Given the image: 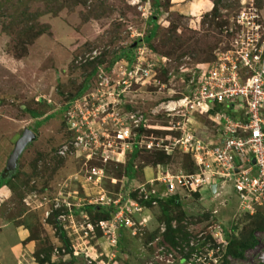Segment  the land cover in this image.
Instances as JSON below:
<instances>
[{"label": "rangeland", "instance_id": "rangeland-1", "mask_svg": "<svg viewBox=\"0 0 264 264\" xmlns=\"http://www.w3.org/2000/svg\"><path fill=\"white\" fill-rule=\"evenodd\" d=\"M253 2L264 14V0H0V180H9L0 188V264H13L4 254L10 245L19 250L15 264H264V207L242 208L232 185L190 197L180 190L168 209L173 240L163 207L173 196L159 198L163 181L149 184L157 205L123 218L129 197L144 203L143 184L169 169L178 174L192 156L177 150L156 164L155 151L137 147L129 179L136 150L108 148L130 126L127 111L150 119L148 140L178 135L153 127L181 123L205 133L215 125L203 112L182 107L174 113L187 115L173 118L160 107L189 94L195 74L229 44L239 10ZM138 57L160 60L158 74L122 92L118 83ZM84 115L78 135L93 133L92 144L107 146L93 159L71 130L73 117ZM26 129L38 138L5 174ZM93 167L103 169L99 185L89 181ZM252 234L256 248L243 259L230 254ZM33 240L35 252L25 246Z\"/></svg>", "mask_w": 264, "mask_h": 264}, {"label": "built area", "instance_id": "built-area-1", "mask_svg": "<svg viewBox=\"0 0 264 264\" xmlns=\"http://www.w3.org/2000/svg\"><path fill=\"white\" fill-rule=\"evenodd\" d=\"M235 19L230 28L229 44L215 52V59L207 69L195 74L189 94L160 107L173 118L187 115L174 113L182 107L181 112H203L211 117L215 125L201 129L205 133L181 123L171 127H153L165 128L178 135L167 134L166 137L157 136L148 140L147 130L152 127L150 119L127 111L125 121L130 126L121 127L115 134L119 144L110 143L108 148L116 146L123 151L130 149L134 152L139 147L168 155L180 150L192 156L195 168L188 172L182 169L178 174L171 173L169 169L161 178L147 181L139 188L144 203L132 202L129 197L128 202L133 205L123 206V218L133 214L134 210L141 212L149 203L157 205L161 198L182 194L180 190L188 192L190 197L194 193L212 191L214 185L217 186V194L232 185L239 195L241 207L252 214L259 207H264V14L253 2L249 8L242 7ZM138 58V62L126 70L125 78L118 83V86L125 87L122 92L131 90L134 82L139 83L158 74L156 68L160 60L158 63L141 64L143 57ZM74 118L76 116L71 121V130L77 133L75 145L90 149L89 158L93 159L107 146L100 144L99 139L92 144L89 139L94 140L93 133L91 136H79L85 115L83 120ZM120 144L122 147H119ZM101 170L93 167L89 176L91 183L101 184ZM158 181H163L167 187V194H160V199L155 196L158 191L153 193L149 187ZM130 223L128 220L127 224ZM75 255L78 256V252Z\"/></svg>", "mask_w": 264, "mask_h": 264}, {"label": "trees", "instance_id": "trees-1", "mask_svg": "<svg viewBox=\"0 0 264 264\" xmlns=\"http://www.w3.org/2000/svg\"><path fill=\"white\" fill-rule=\"evenodd\" d=\"M155 34V32L153 33ZM147 40H150V38H148ZM132 51V49H128L126 51V54H130ZM123 56V55H122ZM148 132V130H147ZM150 133V132H149ZM137 149V148H136ZM156 153V160H155V163L156 164H159L160 162L161 163H165L166 159L169 161L172 159L173 155H167L165 152H155ZM137 154H138V150H136L133 155H132V158L131 160L129 161V165L127 166V172H128V178L129 179H133L135 177V173H136V169H135V159L137 157ZM188 155V154H186ZM189 157V156H188ZM192 160L188 158L187 160V163H185L184 166H182L181 169H184L186 171H191V169L193 170V165H192ZM190 164V167L188 166ZM192 165V166H191ZM9 183V180L8 179H2L0 180V188H2L3 186L5 185H8ZM197 196H199V193H196ZM180 201V195H176V196H173L171 197L165 204H168V206L164 205V211L166 212V216H167V220L170 222L169 223V239L170 240H173L174 236H173V233H172V223H171V219H170V216L168 215L169 213V208H170V205H173V204H176V203H179ZM150 204V203H149ZM89 208H92V207H89ZM95 208V207H93ZM261 229V228H260ZM263 230V229H262ZM259 245V241L258 239L256 238L255 235H251V239L248 241V242H245V243H242L241 244V248H237V249H232L230 248V254H232L234 257L238 258V259H243L245 257V251H247L248 249L250 248H256L257 246ZM50 260V259H49Z\"/></svg>", "mask_w": 264, "mask_h": 264}, {"label": "water", "instance_id": "water-1", "mask_svg": "<svg viewBox=\"0 0 264 264\" xmlns=\"http://www.w3.org/2000/svg\"><path fill=\"white\" fill-rule=\"evenodd\" d=\"M37 138L38 136L34 131H32L31 129L25 130L23 137L18 141L16 148L9 159L8 166L4 172L5 174H8L10 172L13 173L16 171L19 164V160L22 157L23 153L26 151V149L31 143L37 140ZM213 192H217L216 185L213 186Z\"/></svg>", "mask_w": 264, "mask_h": 264}, {"label": "crops", "instance_id": "crops-1", "mask_svg": "<svg viewBox=\"0 0 264 264\" xmlns=\"http://www.w3.org/2000/svg\"><path fill=\"white\" fill-rule=\"evenodd\" d=\"M28 236V235H27ZM27 248H28V250H30L31 252H35L34 251V248H36L37 247V241L36 240H33V241H28L27 242V244L25 245ZM26 247H25V249H26ZM17 251H19V250H16V251H14L13 250V248H12V246L10 245L9 246V249H8V251H7V253H4V254H8V258H11L12 257V259H11V261L10 260H8L10 263L12 262L13 264H15L14 263V261L15 260H17L16 258H18V256H17V254H16V252ZM16 254V255H15ZM17 256V257H16Z\"/></svg>", "mask_w": 264, "mask_h": 264}]
</instances>
